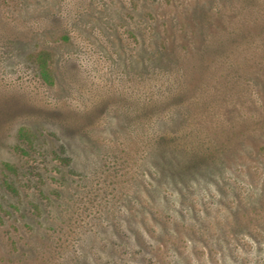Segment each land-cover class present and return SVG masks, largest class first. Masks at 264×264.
<instances>
[{"label": "rangeland", "instance_id": "obj_1", "mask_svg": "<svg viewBox=\"0 0 264 264\" xmlns=\"http://www.w3.org/2000/svg\"><path fill=\"white\" fill-rule=\"evenodd\" d=\"M0 264H264V0H0Z\"/></svg>", "mask_w": 264, "mask_h": 264}, {"label": "trees", "instance_id": "obj_2", "mask_svg": "<svg viewBox=\"0 0 264 264\" xmlns=\"http://www.w3.org/2000/svg\"><path fill=\"white\" fill-rule=\"evenodd\" d=\"M46 77H47V75H46Z\"/></svg>", "mask_w": 264, "mask_h": 264}]
</instances>
